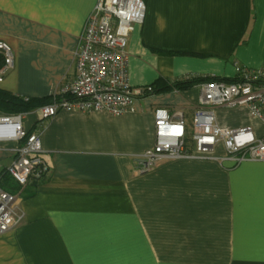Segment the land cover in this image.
<instances>
[{
  "label": "crops",
  "instance_id": "obj_1",
  "mask_svg": "<svg viewBox=\"0 0 264 264\" xmlns=\"http://www.w3.org/2000/svg\"><path fill=\"white\" fill-rule=\"evenodd\" d=\"M96 1L0 0V41L14 54L0 89L42 99L71 81ZM142 1L144 20L126 49L132 86L233 80L238 68L264 67V0ZM199 99L195 86L151 94L120 117L29 118L49 171L19 187L6 172L17 144L0 143V185L18 196L20 216L0 235V264H264V162L190 158L140 171L137 157L155 140L154 110L181 112L190 141ZM212 111L223 128L264 136L246 107ZM215 154L225 155L222 146Z\"/></svg>",
  "mask_w": 264,
  "mask_h": 264
},
{
  "label": "built area",
  "instance_id": "obj_2",
  "mask_svg": "<svg viewBox=\"0 0 264 264\" xmlns=\"http://www.w3.org/2000/svg\"><path fill=\"white\" fill-rule=\"evenodd\" d=\"M144 15L142 0H97L73 53V79L55 89L48 104L28 113L0 116V143L17 144L6 172L19 187L42 180L49 171L39 134L29 118L41 121L60 111L120 117L134 113L136 102L153 93L152 86L134 87L128 80V38ZM13 66L12 48L0 41V83ZM197 87L199 108L193 114L190 141L181 112L154 110V144L137 157L142 173L178 159H210L219 164L264 162V136L256 137L248 127L223 128L212 111L220 106L246 107L264 125V67L238 68L232 83L209 81ZM217 146H222L225 155L215 154ZM17 199L0 185V235L20 220Z\"/></svg>",
  "mask_w": 264,
  "mask_h": 264
},
{
  "label": "trees",
  "instance_id": "obj_3",
  "mask_svg": "<svg viewBox=\"0 0 264 264\" xmlns=\"http://www.w3.org/2000/svg\"><path fill=\"white\" fill-rule=\"evenodd\" d=\"M236 80V77L233 80H222L215 77L209 76H192L184 80H177L173 82H167L163 79H158L153 87L152 94L158 93H167L171 91H183L199 84L209 82V81H222L226 83H232ZM50 102V97L42 99L34 98H23L14 96L6 91L0 89V112L5 114H23L31 112L39 107H42ZM40 181V180H39ZM39 181H33L35 182Z\"/></svg>",
  "mask_w": 264,
  "mask_h": 264
}]
</instances>
